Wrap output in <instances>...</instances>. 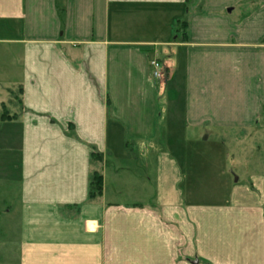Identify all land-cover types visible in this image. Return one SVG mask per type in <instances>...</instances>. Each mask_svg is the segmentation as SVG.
I'll list each match as a JSON object with an SVG mask.
<instances>
[{"label": "crops", "instance_id": "0c3cea01", "mask_svg": "<svg viewBox=\"0 0 264 264\" xmlns=\"http://www.w3.org/2000/svg\"><path fill=\"white\" fill-rule=\"evenodd\" d=\"M244 1L0 0V110L15 115L0 123V174L18 186V264H264V4L235 23ZM172 110L195 134L188 151L162 126ZM207 130L258 137L248 184L218 183L231 199H193L190 171L222 174ZM96 169L102 196L88 202Z\"/></svg>", "mask_w": 264, "mask_h": 264}, {"label": "rangeland", "instance_id": "374dc122", "mask_svg": "<svg viewBox=\"0 0 264 264\" xmlns=\"http://www.w3.org/2000/svg\"><path fill=\"white\" fill-rule=\"evenodd\" d=\"M264 4V0H250L244 1L234 8V12L231 18L235 20V23L239 21L240 17L248 9H256ZM176 111H171L170 120L166 119L164 125L166 130L171 131L172 135H179L186 138L187 141V151L190 149V139H194V133L191 130H187L183 127L181 119L176 117ZM164 119V118H163ZM163 122V121H162ZM208 130L206 134L204 133V138L209 139V145L216 148L223 155V160L220 162L219 170L222 174H218L215 171V165L210 166L209 173L199 171H190L192 184L200 185L203 189L192 191L193 199L201 202H212L231 199V194L227 191H218V183L221 180L230 183L232 186V181L238 179L236 187H241L250 181L251 174L255 172L260 167V162L263 160L260 158L259 150L260 144L257 139L252 137L248 138L246 133L229 134L230 137L221 136L216 140V136L208 135ZM214 140V142H213ZM182 142V140H179ZM219 141L220 143H217ZM222 141V143H221ZM183 143V142H182ZM161 145V144H157ZM200 148V147H199ZM212 148V149H213ZM201 149V148H200ZM199 149V151H200ZM211 148L204 147L202 149L203 155L208 156ZM125 164L128 159H123ZM190 160H188L189 162ZM199 163L201 160H194V162ZM203 162V161H202ZM193 163V162H192ZM204 168H206L204 166ZM114 166L109 165L108 175H111V171ZM218 170V171H219ZM199 173V174H198ZM195 175H198L195 177ZM16 178H11V182L8 179L2 177L0 174V264H18V234H19V217H18V207L20 201L18 199V186L16 184ZM229 180V181H228ZM109 183V182H108ZM232 188V187H231ZM130 193V192H129ZM6 201V202H3Z\"/></svg>", "mask_w": 264, "mask_h": 264}, {"label": "trees", "instance_id": "16d2710c", "mask_svg": "<svg viewBox=\"0 0 264 264\" xmlns=\"http://www.w3.org/2000/svg\"><path fill=\"white\" fill-rule=\"evenodd\" d=\"M185 23H181L180 27L177 26L175 28V32L182 33V37L184 38V31L185 28L183 27ZM21 91V90H19ZM15 118V115H9L7 111H5V106L2 105L1 106V110H0V123L1 122H5L8 120H12ZM91 162L96 164L98 166V168H100V163H101V157L98 154H92L91 155ZM102 190H103V178H102V174L100 169H96L92 172L90 179H89V183H88V188H87V200L88 202H93L96 201L98 199H100V197L102 196Z\"/></svg>", "mask_w": 264, "mask_h": 264}, {"label": "built area", "instance_id": "2783aa9c", "mask_svg": "<svg viewBox=\"0 0 264 264\" xmlns=\"http://www.w3.org/2000/svg\"><path fill=\"white\" fill-rule=\"evenodd\" d=\"M150 67L152 70V77L156 80H160L162 78V65L158 61H152Z\"/></svg>", "mask_w": 264, "mask_h": 264}, {"label": "water", "instance_id": "95a60500", "mask_svg": "<svg viewBox=\"0 0 264 264\" xmlns=\"http://www.w3.org/2000/svg\"><path fill=\"white\" fill-rule=\"evenodd\" d=\"M234 181L237 182V179H235Z\"/></svg>", "mask_w": 264, "mask_h": 264}]
</instances>
